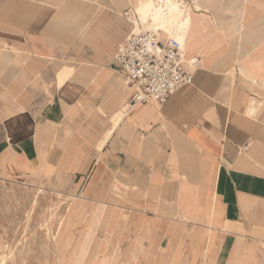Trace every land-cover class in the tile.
Here are the masks:
<instances>
[{
    "label": "crops",
    "instance_id": "1",
    "mask_svg": "<svg viewBox=\"0 0 264 264\" xmlns=\"http://www.w3.org/2000/svg\"><path fill=\"white\" fill-rule=\"evenodd\" d=\"M136 2L0 0V180L75 195L71 253L234 264L264 245V0H186L202 66L163 105L115 65Z\"/></svg>",
    "mask_w": 264,
    "mask_h": 264
},
{
    "label": "rangeland",
    "instance_id": "2",
    "mask_svg": "<svg viewBox=\"0 0 264 264\" xmlns=\"http://www.w3.org/2000/svg\"><path fill=\"white\" fill-rule=\"evenodd\" d=\"M139 1L131 5L138 14ZM178 2L184 13L190 11L186 2ZM187 34L180 33L184 41ZM168 35L177 37L179 33L170 32ZM73 196L62 195L34 183L0 180V264H143L139 258H132L133 253L112 254V259L105 261H102L105 255L95 260L85 253H71L72 246L82 239L77 228L83 224L70 220L72 206L78 201ZM194 240L196 238H192ZM238 246V253L232 261L234 264H264V245L240 240ZM208 251L191 253L190 262L187 257L183 260L182 253L177 254L175 262L170 264H211L212 254Z\"/></svg>",
    "mask_w": 264,
    "mask_h": 264
},
{
    "label": "built area",
    "instance_id": "3",
    "mask_svg": "<svg viewBox=\"0 0 264 264\" xmlns=\"http://www.w3.org/2000/svg\"><path fill=\"white\" fill-rule=\"evenodd\" d=\"M124 16L132 30L118 49L115 65L124 75L126 83L136 91L133 104L163 105L193 83L196 72L202 66V59L186 58L180 33L171 37L161 30L150 29L134 9ZM164 34L166 37H163Z\"/></svg>",
    "mask_w": 264,
    "mask_h": 264
},
{
    "label": "bare ground",
    "instance_id": "4",
    "mask_svg": "<svg viewBox=\"0 0 264 264\" xmlns=\"http://www.w3.org/2000/svg\"><path fill=\"white\" fill-rule=\"evenodd\" d=\"M141 1L137 8L143 23L149 25V22L155 30H161L165 33H182L183 35L188 33L189 15L184 13L183 8L176 0ZM181 42L184 46L186 45L184 37H182Z\"/></svg>",
    "mask_w": 264,
    "mask_h": 264
}]
</instances>
